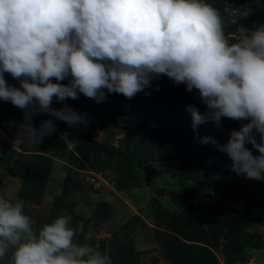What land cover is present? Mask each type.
<instances>
[{"label":"rangeland","instance_id":"1","mask_svg":"<svg viewBox=\"0 0 264 264\" xmlns=\"http://www.w3.org/2000/svg\"><path fill=\"white\" fill-rule=\"evenodd\" d=\"M207 2L226 36L264 23V0ZM67 103L87 113L86 128L55 121V133L29 144L18 136L23 110L0 100V195L22 199L37 230L66 209L73 226L84 224L76 241L98 246L112 264H264V181L235 173L227 154L194 139L186 106L206 110L195 89L163 76L131 100L81 94ZM222 123L202 124L198 135L224 143L241 126ZM36 170L41 182L31 180Z\"/></svg>","mask_w":264,"mask_h":264},{"label":"clouds","instance_id":"2","mask_svg":"<svg viewBox=\"0 0 264 264\" xmlns=\"http://www.w3.org/2000/svg\"><path fill=\"white\" fill-rule=\"evenodd\" d=\"M163 76L195 89L205 105L186 106L194 139L227 154L235 173L264 181V23L226 36L207 0H0V100L23 110L22 142L41 143L57 131L55 121L86 128L87 113L69 98L131 100ZM224 118L241 122L224 143L198 135L209 121L222 128ZM73 220L64 209L37 230L22 199L0 195V261L112 264L98 246L76 241L84 224Z\"/></svg>","mask_w":264,"mask_h":264},{"label":"trees","instance_id":"3","mask_svg":"<svg viewBox=\"0 0 264 264\" xmlns=\"http://www.w3.org/2000/svg\"><path fill=\"white\" fill-rule=\"evenodd\" d=\"M28 173L26 174V176L28 175ZM41 174H42L41 170H38V171L36 170L34 173L31 174V180L35 181V182H41V180H39V179H41ZM46 174H45V177H46ZM26 183H27V179H25L22 183V192L24 189V184H26ZM21 197H23V196H21Z\"/></svg>","mask_w":264,"mask_h":264}]
</instances>
